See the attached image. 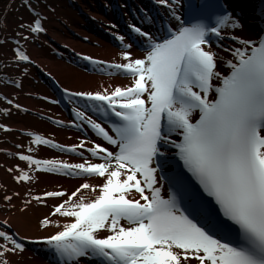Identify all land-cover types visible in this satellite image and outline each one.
Instances as JSON below:
<instances>
[{
	"label": "snow or ice",
	"instance_id": "snow-or-ice-1",
	"mask_svg": "<svg viewBox=\"0 0 264 264\" xmlns=\"http://www.w3.org/2000/svg\"><path fill=\"white\" fill-rule=\"evenodd\" d=\"M156 2L168 10L160 28L166 36L153 34L154 20L145 13L146 24H129L128 37L116 36L122 62L83 57L130 83L68 93L87 102L83 110L73 109L81 122L75 127L88 125L106 143L65 148L28 132V153L37 150L32 145H45L83 162L20 154L27 170L8 169L17 173V183L35 181L34 173L84 181L70 193L46 191L24 201H59L51 211L56 219L40 221L55 231L33 242L46 245L56 264H264V36L227 37L243 28L228 0ZM22 6L31 20L20 18L13 53L18 64H31L21 40L47 34L48 17L34 0H22ZM226 37L238 46H214V38ZM136 41L142 56L133 52ZM167 149L176 158L172 174L164 171L171 162ZM0 228V264H15L12 257L26 251V238L8 220Z\"/></svg>",
	"mask_w": 264,
	"mask_h": 264
},
{
	"label": "bare ground",
	"instance_id": "bare-ground-1",
	"mask_svg": "<svg viewBox=\"0 0 264 264\" xmlns=\"http://www.w3.org/2000/svg\"><path fill=\"white\" fill-rule=\"evenodd\" d=\"M122 1V0H121ZM241 12H245L243 17H240V22L243 25L242 30H235L234 35L240 38L256 39L260 35V28L258 23L250 17L252 16L248 11H253L256 2L254 0H231ZM40 10L43 15L48 17L46 24L47 34H41L39 37L33 35L30 42L24 45L27 48L34 65L32 68L28 66H21L18 70L19 77L10 80L8 74H5V79H0V88L5 91L4 98L0 97L1 106L6 107L5 122L2 125H9L15 132L12 134L11 141H6L0 144V224L8 220L12 229L19 233L20 236L25 237L24 240L26 251L19 256H14L12 259L15 264H53L52 259L38 257L33 247L36 245L33 241H40V239L47 237L55 231L54 228L43 229L40 227V221L46 217H51V211L55 204L59 201L56 199H48L45 202L38 203L33 201L31 205L25 206L24 201L30 198L31 195L43 196L46 191L64 190L72 192L77 189L84 181L82 179H70L64 176H56L49 173H34L36 180L31 183H17L14 176L17 175L15 171L9 172L8 169L24 168L27 170V164L20 161L18 158L12 156L10 151L24 154H34L41 159H55L66 161L69 163L83 162L81 157L71 153L64 155L56 153L48 148L42 146L32 145L37 149L33 153H28L27 149L30 144V137L23 133L27 131H39L53 139L63 142L65 145H77L82 141L87 142L88 139L80 136L71 129L57 128L48 120L39 119L38 113H43L48 116L60 119L61 121L72 123L73 121L64 112L56 106L48 105L40 101L38 95L45 93L48 89L45 83H41L36 79L39 75L40 68L49 69L64 86L73 91H96L101 86H126L130 83L129 80H124L120 76L103 77L100 75H89L76 66L69 65L50 52L59 51V54L67 53L66 47L76 48V51L81 54L92 55L96 58L111 61H121V52L118 47L111 45L103 37L96 36L87 29V17L94 16L101 21H105L111 25L113 17H111V0H37ZM82 8L81 10L78 8ZM104 7L110 17L106 18L104 14ZM9 15V10H0V36L1 38L13 39L14 28L19 31L18 25L23 17L24 21L31 20V15L28 10L21 8L19 13L12 19L9 25L6 23V18ZM27 34V33H26ZM9 41V40H8ZM33 42V43H32ZM233 43V42H232ZM227 41L226 44H232ZM31 44V45H30ZM35 45V46H34ZM15 45L12 41L7 44H0V59L5 60L8 53L13 55ZM219 50V49H217ZM136 56H139L138 51L133 49ZM221 55L226 53L221 51ZM14 60V59H12ZM1 61V60H0ZM14 62V61H13ZM122 62V61H121ZM46 65V67H45ZM25 68L27 71L25 72ZM16 67V71H17ZM35 70V71H34ZM226 71V69H224ZM32 78V82L28 81ZM19 85V86H17ZM20 97L18 105L21 103L26 111L21 109L16 114H12L9 109L7 100H15ZM15 102V101H13ZM10 136L4 130L0 134ZM91 138V135L89 136ZM15 140V141H14ZM16 144H14V142ZM22 150H16V148ZM78 151H82L78 149ZM84 155L86 156L85 152ZM89 182L99 184L100 180L92 178ZM15 193H19L16 196ZM12 196L11 202L6 201L5 196ZM27 207L26 211H22ZM56 219V217H51ZM0 230H3L0 228ZM31 247V248H30Z\"/></svg>",
	"mask_w": 264,
	"mask_h": 264
},
{
	"label": "rangeland",
	"instance_id": "rangeland-1",
	"mask_svg": "<svg viewBox=\"0 0 264 264\" xmlns=\"http://www.w3.org/2000/svg\"><path fill=\"white\" fill-rule=\"evenodd\" d=\"M36 2H37V0H34V3H36ZM22 7H23L22 6V0H0V10H4V9L9 10V15L6 18V23L8 25H9L10 22H12V19L16 16V14L19 13V10H21ZM17 31L18 30L16 28H14V35H15V33ZM15 38L19 39V37H15ZM28 42H30V41H28ZM21 44L26 45L27 43L22 42ZM75 50H76V48H75ZM12 59H14V58H13V56L10 53H8L7 56H5V60H4V58H3V60L0 59L1 60L0 61V79L1 78L5 79V77H4V76H6L5 74H8V76L10 77V80L16 79L17 77H19L18 70H19V68H21V65L18 64L17 62H15V60H12ZM16 67L18 68L17 71H16ZM45 67H46V65H45ZM45 70L50 72L48 68L45 69ZM28 81L32 82V79H29ZM4 93H5V91H2L1 88H0V96H3ZM2 98H4V96ZM13 101H15V102H13L12 104H9L10 105L9 109L11 110L12 114H16L19 111L21 112V109L25 110L24 106H22V103H21V108L20 109H17L15 107V105L18 104L17 102L21 101L20 97H18L17 99L15 98V100H13ZM5 108L6 107H4V106H1V108H0V125H2L3 123H6L5 120H4L5 115H6ZM4 127H5V125H4ZM2 130H4V128H0V133L2 132ZM14 132L15 131H13V133ZM7 133H11V134H8L10 136H4L3 133L0 134V144L5 143L6 141L9 143L11 141V139H12L11 137L14 136V135L12 134V132H8L7 131ZM9 139H10V141H9ZM14 144H16V142H14ZM16 150H22V147L21 148L17 147Z\"/></svg>",
	"mask_w": 264,
	"mask_h": 264
}]
</instances>
